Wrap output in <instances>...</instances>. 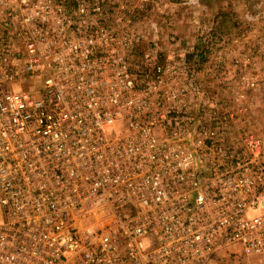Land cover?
<instances>
[{"label":"built area","instance_id":"1","mask_svg":"<svg viewBox=\"0 0 264 264\" xmlns=\"http://www.w3.org/2000/svg\"><path fill=\"white\" fill-rule=\"evenodd\" d=\"M103 17L0 0V264L260 261L264 136L237 124L254 80H205L256 61L215 31Z\"/></svg>","mask_w":264,"mask_h":264},{"label":"rangeland","instance_id":"2","mask_svg":"<svg viewBox=\"0 0 264 264\" xmlns=\"http://www.w3.org/2000/svg\"><path fill=\"white\" fill-rule=\"evenodd\" d=\"M198 1L201 0H103L102 19H118L125 14L126 17L121 19H152L159 28L188 33L190 38L207 30L220 34L226 53L232 49L238 60L249 56L256 64L231 66L230 55H227L223 67L214 74L220 79L219 84L209 82L213 78L210 71L205 74L206 88L209 93L223 96L231 88L228 78L251 76L254 80L251 91L254 98L249 111L239 119L242 122L238 121L237 124H247L254 132L264 136V37L260 36L264 33V19H246L247 16L245 19H198L201 13L198 12ZM252 33L258 36L250 38ZM250 259L228 248L216 253L209 264H247ZM255 264H264V255L260 261L255 260Z\"/></svg>","mask_w":264,"mask_h":264},{"label":"crops","instance_id":"3","mask_svg":"<svg viewBox=\"0 0 264 264\" xmlns=\"http://www.w3.org/2000/svg\"><path fill=\"white\" fill-rule=\"evenodd\" d=\"M198 12H201L198 19H245L246 16V19H264V0H201ZM257 36L252 33L250 38ZM260 36L264 37V33Z\"/></svg>","mask_w":264,"mask_h":264}]
</instances>
